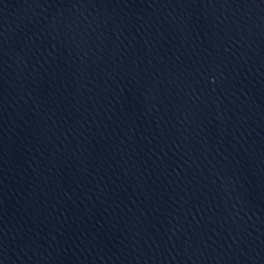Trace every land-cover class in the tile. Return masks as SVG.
I'll list each match as a JSON object with an SVG mask.
<instances>
[{"label": "water", "instance_id": "95a60500", "mask_svg": "<svg viewBox=\"0 0 264 264\" xmlns=\"http://www.w3.org/2000/svg\"><path fill=\"white\" fill-rule=\"evenodd\" d=\"M0 264H264V0H0Z\"/></svg>", "mask_w": 264, "mask_h": 264}]
</instances>
